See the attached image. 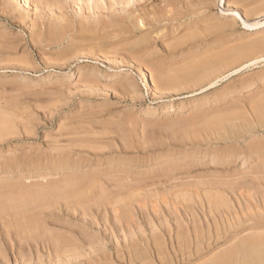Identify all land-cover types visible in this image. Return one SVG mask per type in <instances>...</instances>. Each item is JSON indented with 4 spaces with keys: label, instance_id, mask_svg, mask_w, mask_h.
Here are the masks:
<instances>
[{
    "label": "rangeland",
    "instance_id": "rangeland-1",
    "mask_svg": "<svg viewBox=\"0 0 264 264\" xmlns=\"http://www.w3.org/2000/svg\"><path fill=\"white\" fill-rule=\"evenodd\" d=\"M41 1L0 0V124L8 126L0 132V200L47 194L37 218L42 230L32 234L41 240L20 242L0 226V264H67L70 252L54 250L61 236L94 247L93 264L140 247L148 258L137 264H203L230 249L235 230L223 220L244 206L256 217V206L264 207V156L246 155L264 145V62L246 67L264 57V27L241 24L264 21V0ZM234 12L239 18L225 15ZM255 42L262 45L246 55ZM203 62L210 66L197 79L177 78ZM180 102L188 103L180 113L145 118ZM220 124L231 131L211 129ZM113 193L120 217L105 203ZM253 220L245 228L263 221ZM239 228L238 237L257 232ZM18 246L27 252L18 254Z\"/></svg>",
    "mask_w": 264,
    "mask_h": 264
},
{
    "label": "bare ground",
    "instance_id": "bare-ground-1",
    "mask_svg": "<svg viewBox=\"0 0 264 264\" xmlns=\"http://www.w3.org/2000/svg\"><path fill=\"white\" fill-rule=\"evenodd\" d=\"M2 1V0H1ZM15 1V0H14ZM13 0H7V4L8 5H10V4H12V2H14ZM16 1H18V0H16ZM24 1V0H23ZM37 1V5H39V4H41L42 3V1L41 0H36ZM53 1V0H52ZM60 1V0H59ZM68 1V0H67ZM80 0H78V2H79ZM98 1L99 0H86V2H88V3H92V4H97L98 3ZM115 1V0H114ZM130 1V0H129ZM135 1V0H134ZM165 1V0H164ZM169 1V0H168ZM211 1V0H210ZM222 1H224L225 2V0H217V3H221ZM259 1V0H258ZM61 2V1H60ZM102 2H103V0H102ZM120 2V1H119ZM122 2H123V0H122ZM207 2V1H206ZM23 3V2H22ZM28 3V2H27ZM33 3V2H32ZM74 3V2H73ZM80 3V2H79ZM104 3H106V2H104ZM114 3H116V2H114ZM130 3V2H129ZM6 4V5H7ZM16 4V3H15ZM81 4V3H80ZM118 4V3H117ZM128 4V3H127ZM126 4V5H127ZM53 5V4H52ZM56 5V4H55ZM70 5V4H69ZM94 5H93V7H94ZM106 5V4H105ZM211 5V4H210ZM41 6V5H40ZM50 6V5H49ZM58 6H59V4H58ZM72 6V5H71ZM77 7H78V4L76 5ZM80 6V5H79ZM89 6H90V4H89ZM197 6V5H196ZM9 7V6H8ZM13 7V6H12ZM15 7V6H14ZM241 7V6H240ZM54 8V7H53ZM107 8H108V6H107ZM201 8V7H200ZM39 9V8H38ZM42 9V8H41ZM46 9V8H45ZM44 9V10H45ZM49 9V8H48ZM57 9V8H56ZM79 9V8H78ZM77 9V10H78ZM85 9V8H84ZM100 9V8H99ZM104 9V8H103ZM178 9V8H177ZM176 9V10H177ZM184 9V8H183ZM228 10H229V8H227ZM244 9V8H243ZM33 10V9H32ZM54 10H55V8H54ZM105 10V9H104ZM43 11V10H42ZM59 11V10H58ZM86 11H87V9H86ZM89 11V10H88ZM105 11H107V10H105ZM126 11V10H125ZM203 11V10H202ZM226 11V10H225ZM17 12H19V11H17ZM66 12V11H65ZM74 12V11H73ZM3 13V12H2ZM76 13V12H75ZM168 13V12H167ZM182 13V12H181ZM208 13V12H207ZM237 13L238 12H234V13H231V14H226L225 13V15H230V16H232V18L233 19H237V18H239L238 17V15H237ZM20 14V13H19ZM19 14H17V15H19ZM56 14V13H55ZM64 14V13H63ZM195 14V13H194ZM51 15V14H50ZM60 15V14H59ZM66 15V14H65ZM78 15H80V14H78ZM183 15V14H182ZM14 16V15H13ZM25 16V15H24ZM45 16V15H44ZM52 16V15H51ZM68 16V15H67ZM70 16V15H69ZM105 16V15H104ZM110 16V15H109ZM180 16H181V14H180ZM186 16V15H185ZM47 17H49V15L47 16ZM54 17H56V16H54ZM113 17H116V16H113ZM177 17V16H176ZM186 17H188V16H186ZM13 18H16V16L15 17H13ZM32 18H33V16H32ZM41 18V17H40ZM60 18V17H59ZM65 18V17H64ZM66 18H69V17H66ZM87 18V17H86ZM105 18V17H104ZM51 19V18H50ZM241 19V18H240ZM52 20V19H51ZM65 20V19H64ZM70 20H73V18L72 19H70ZM97 20V19H96ZM141 20V19H140ZM41 21V20H40ZM45 21V20H44ZM90 21H91V19H90ZM98 21V20H97ZM109 21V20H108ZM24 22V21H23ZM42 22H43V20H42ZM41 22V23H42ZM54 22V21H53ZM96 22V21H95ZM231 22V21H230ZM61 23H63V22H61ZM67 23V22H66ZM70 23V22H69ZM83 23V22H82ZM111 23V22H110ZM114 23V22H113ZM131 23V22H130ZM46 24H47V21H46ZM59 24V23H58ZM57 24V25H58ZM70 24H72V23H70ZM77 24V23H76ZM76 24H74V25H76ZM79 24V23H78ZM119 24V23H118ZM126 24V23H125ZM241 24H242V26L247 30V31H253V30H256V29H261L262 27H264V21H260V20H258V21H256V22H247V20L245 19V18H243V20L241 19ZM32 25V24H31ZM30 25V26H31ZM44 25V24H43ZM56 25V24H55ZM54 25V26H55ZM103 25V24H102ZM117 25V24H116ZM229 25V24H228ZM120 26V25H119ZM31 27H33V26H31ZM57 27V26H56ZM55 27V28H56ZM63 27V26H62ZM69 27H70V25H69ZM85 27V26H84ZM87 27V26H86ZM35 28V27H34ZM33 28V29H34ZM36 28H37V26H36ZM75 28V27H74ZM78 28V27H77ZM116 28H118V27H116ZM125 28V27H124ZM210 28V27H209ZM31 29V28H30ZM63 29V28H62ZM68 29V28H67ZM76 29V28H75ZM74 29V30H75ZM84 29L85 28H83V32H85L84 31ZM126 29V28H125ZM37 30V29H36ZM91 30V29H90ZM114 30V29H113ZM106 31V30H105ZM45 32V31H44ZM70 32V31H69ZM73 32V31H72ZM91 32V31H90ZM101 32V31H100ZM104 32V31H103ZM116 32V31H115ZM33 33V32H32ZM47 33V32H46ZM55 33V32H54ZM78 33H80V32H78ZM77 33V34H78ZM81 33H82V31H81ZM87 33V32H86ZM89 33V32H88ZM87 33V34H88ZM69 34H72L71 32L69 33ZM68 34V35H69ZM75 34V33H74ZM90 34V33H89ZM193 34V33H192ZM37 35H38V33H37ZM49 35H50V33H49ZM211 35V34H210ZM71 36V35H70ZM35 37V36H34ZM44 37V36H43ZM46 37V36H45ZM58 37V36H57ZM66 37V36H65ZM72 37V36H71ZM105 37V36H104ZM55 38V37H54ZM192 38V37H191ZM52 39V38H51ZM106 39H108V37L106 38ZM150 39V38H149ZM226 39V38H225ZM257 39V38H256ZM263 39H264V37H263ZM36 40V39H35ZM54 40V39H53ZM53 40L51 41V42H53ZM219 40V39H218ZM60 41V40H59ZM63 41V40H62ZM66 41V40H65ZM68 41V40H67ZM200 41V40H199ZM75 42V41H74ZM77 42V41H76ZM102 42V41H101ZM103 42H106V41H104L103 40ZM79 43V42H78ZM172 43V42H171ZM170 43V44H171ZM51 44V43H50ZM61 44V43H60ZM82 44V43H81ZM106 44V43H105ZM118 44V43H117ZM116 44V45H117ZM119 44H120V42H119ZM118 44V45H119ZM215 44V43H214ZM52 45V44H51ZM54 45V44H53ZM96 45H99L98 43L96 44ZM101 45V44H100ZM104 45V44H103ZM108 45V44H107ZM115 45V44H114ZM137 45V44H136ZM182 45V44H181ZM260 45H262L260 42L259 43H256L255 42V44L254 45H251V46H249L248 48H246V51H245V54L247 55V54H251V53H254L255 51H257L258 50V48L260 47ZM37 46V45H36ZM49 46V45H48ZM87 46V45H86ZM233 46V45H232ZM94 47V46H93ZM111 47V46H110ZM62 48V47H61ZM66 48V47H65ZM73 48V47H72ZM71 48V49H72ZM130 48V47H129ZM88 49V48H87ZM131 49V48H130ZM66 50V49H65ZM71 51V50H70ZM74 51V50H73ZM143 51V50H142ZM89 52V51H88ZM93 52V51H92ZM107 52V51H106ZM243 52V51H242ZM136 53V52H135ZM223 53V52H222ZM221 53V54H222ZM256 53V52H255ZM153 54V53H152ZM201 54V53H200ZM88 55V54H87ZM127 55V54H126ZM183 55V54H182ZM228 55V54H227ZM150 56V55H149ZM217 56V55H216ZM96 57V56H95ZM124 57V56H123ZM141 57V56H140ZM151 57V56H150ZM54 58V57H53ZM127 58V57H126ZM139 58V57H138ZM143 58V57H142ZM149 58V57H148ZM193 58V57H192ZM207 58V57H206ZM218 58V57H217ZM229 58V57H228ZM233 58H234V56H233ZM141 58H139V60H140ZM145 59H146V57H145ZM150 59V58H149ZM188 59V58H187ZM194 59V58H193ZM219 59V58H218ZM130 60V59H129ZM138 60V59H137ZM153 60V59H152ZM252 60V59H251ZM30 61V60H29ZM146 61V60H145ZM213 61V60H212ZM220 61V60H219ZM239 61V60H238ZM124 62V61H123ZM150 61H148V63H149ZM261 63V62H264V57L262 56V57H260V58H258V59H254L253 61H250L247 65H246V67H253V68H258L259 66H257V64L258 63ZM29 63V62H28ZM209 63V62H208ZM208 63H206V62H203V63H198V64H195V65H193V66H190L189 68H186V69H183L181 72H179V73H175L176 74V76H177V78L179 79V80H183V79H186V78H192L193 80H195V79H197L199 76H201L202 75V73H203V71H204V69H205V67L208 65ZM235 63V62H234ZM145 64V63H144ZM226 64V63H225ZM216 65V64H215ZM169 66V65H168ZM208 66H210V65H208ZM212 66V65H211ZM224 66V65H223ZM263 66V65H262ZM151 67V66H150ZM176 68V67H175ZM219 68V67H218ZM217 68V69H218ZM207 69V68H206ZM208 70V69H207ZM234 71V70H233ZM69 73V72H68ZM152 73H154V72H152ZM160 74H161V72H160ZM163 74V73H162ZM174 74V73H173ZM156 75V74H155ZM162 76V75H161ZM58 77V76H57ZM163 78V77H162ZM55 79V78H54ZM57 79V78H56ZM165 79H166V76H165ZM176 79V78H175ZM202 79H203V76H202ZM170 80H172V77L170 78ZM192 80V81H193ZM242 80V79H241ZM159 81V80H158ZM257 80H255V82H256ZM259 81H261V79H259ZM54 82H55V80H54ZM144 82H145V84H147V85H150V81L148 80V78L146 77V74H145V76H144ZM173 82V81H172ZM248 82V81H247ZM261 82H264V79L261 81ZM171 83V82H170ZM244 83V82H243ZM197 84V83H196ZM247 84V83H246ZM255 84V83H254ZM179 85V84H178ZM182 85H184V84H182ZM186 85H188V84H186ZM199 85V84H198ZM257 85V84H256ZM260 85V84H259ZM124 86V85H123ZM249 86H251V84L249 85ZM58 87V86H57ZM252 87V86H251ZM244 88V87H243ZM248 88H250V87H248ZM155 89V88H154ZM234 89V88H233ZM246 89H247V87H246ZM155 91V90H154ZM208 98V97H207ZM212 98V97H211ZM203 99V98H202ZM195 101H196V99H194ZM204 100V99H203ZM206 100V99H205ZM200 101H201V99H200ZM264 101V100H263ZM185 102V101H184ZM262 102V101H261ZM206 103H207V101H206ZM256 103V102H255ZM188 103H179L178 105H174L175 107H169L168 108V110H166V111H159V113H156L155 111V113H149V112H147L146 113V116H145V118H151V117H154L156 114H167V116H173L174 114H177V113H180V112H182L183 110H185L186 108H187V105ZM197 104V103H196ZM195 104V105H196ZM249 104V103H248ZM203 105V104H202ZM170 106V105H169ZM205 106V105H204ZM261 106V105H260ZM164 108V107H163ZM257 108H258V106H257ZM155 110V109H154ZM163 110V109H162ZM149 111V110H148ZM153 111V110H152ZM9 112V111H8ZM28 114V113H27ZM227 114V113H226ZM210 115V114H209ZM233 115V114H232ZM176 116V115H175ZM198 118V117H197ZM217 118V117H216ZM229 119V118H228ZM219 121H221V120H219ZM232 121V120H231ZM195 122V121H194ZM227 122V121H226ZM262 122V121H261ZM216 123V122H215ZM5 125V123H3V125L2 124H0V132L2 131V130H6L7 129V127L8 126H4ZM194 125V124H193ZM206 125V124H205ZM221 126H211V129L213 128L214 130H216V131H222V130H224V131H231V130H229L230 128H228V127H230L228 124V126H222V124H220ZM232 126V125H231ZM233 127H235V126H233ZM240 127V126H239ZM256 127V126H255ZM228 128V129H227ZM248 128V127H247ZM234 129V128H233ZM239 129V128H238ZM248 129H250V128H248ZM248 129H246V132H247V130ZM12 130V129H11ZM192 130V129H191ZM213 130V131H214ZM237 130V129H236ZM240 130V129H239ZM253 130V129H252ZM257 130V129H256ZM204 131V130H203ZM212 131V130H211ZM238 131V130H237ZM245 131V130H244ZM215 132V131H214ZM233 132V131H232ZM245 132V133H246ZM256 132V131H255ZM224 133V132H223ZM29 134V133H28ZM83 134V133H82ZM111 134V133H110ZM221 134H222V132H221ZM229 134V133H228ZM236 133H231V136H232V138H234V137H236V136H234ZM255 134V133H254ZM253 134V135H254ZM193 135V134H192ZM223 135V134H222ZM225 135V134H224ZM223 135V137H225ZM244 135V134H243ZM257 135V134H256ZM226 136H228V135H226ZM247 136V135H246ZM127 137V136H126ZM222 137V138H223ZM238 137V136H237ZM71 138V137H70ZM188 138V137H187ZM221 138V139H222ZM228 138H229V136H228ZM242 138V137H241ZM76 139V138H75ZM191 139H192V137H191ZM231 139V138H230ZM243 139V138H242ZM198 140V139H197ZM223 140V139H222ZM225 140H229V139H225ZM264 140V139H263ZM56 141V140H55ZM85 141V140H84ZM255 141V140H254ZM207 142V141H206ZM249 145V144H248ZM251 145V144H250ZM232 146V145H231ZM59 147V146H58ZM69 147V146H68ZM233 149V148H232ZM246 149V148H245ZM74 150V149H73ZM94 150V149H93ZM204 150V149H203ZM242 150V149H241ZM243 150H244V148H243ZM42 152V151H41ZM246 152H248V153H246V155H247V158H249V159H252V158H254V157H256V156H259V157H262V156H264V145H262V146H260V145H257V144H255V145H252V146H250L249 147V149L246 151ZM163 153V152H162ZM239 153H241V152H239ZM243 154H244V151L242 152ZM221 154V153H220ZM243 154H240V155H243ZM22 155V154H21ZM31 155V154H30ZM62 155V154H61ZM69 155V154H68ZM71 155V154H70ZM181 155V154H180ZM57 156V155H56ZM209 156V155H208ZM70 157V156H69ZM162 157V156H161ZM16 158V157H15ZM58 158V157H57ZM215 158V157H214ZM220 158V157H219ZM226 158V157H225ZM246 158V157H245ZM257 158V157H256ZM263 158V157H262ZM66 159H67V157H66ZM69 159V158H68ZM238 159V158H237ZM72 160V159H71ZM228 160V159H227ZM253 160V159H252ZM29 161V160H28ZM166 161V160H165ZM169 161H170V159H169ZM217 161V160H216ZM251 161V160H250ZM258 161H259V159H258ZM13 162V161H12ZM27 162V161H26ZM55 162V161H54ZM110 162V161H109ZM108 162V163H109ZM247 162H249V161H247ZM246 162V163H247ZM256 162V161H255ZM149 163V162H148ZM165 163V162H164ZM171 163V162H170ZM214 163V162H213ZM262 163V162H261ZM29 164V163H28ZM34 164V163H33ZM263 164H264V162H263ZM111 165V164H110ZM9 166V165H8ZM49 166V165H48ZM88 166V165H87ZM250 166V165H249ZM253 166H254V164H253ZM18 167V166H17ZM260 167V166H259ZM54 168H55V165H54ZM96 168V167H95ZM109 168V167H108ZM127 170V169H126ZM111 171H113V170H111ZM26 172V171H25ZM101 172H102V169H101ZM141 172V171H140ZM27 173V172H26ZM69 173V172H68ZM112 173V172H111ZM4 174V173H3ZM45 174V173H44ZM246 174V173H245ZM250 174V173H249ZM7 175V174H6ZM79 175V174H78ZM95 175V174H94ZM256 175H258V174H256ZM262 174H260V176H261ZM42 176V175H41ZM259 176V175H258ZM23 177V176H22ZM142 177V176H141ZM147 177V176H146ZM171 177V176H170ZM242 177V176H241ZM255 177V176H254ZM253 177V178H254ZM34 178V177H33ZM95 178V177H94ZM121 178V177H120ZM220 178V177H219ZM231 178V177H230ZM229 178V179H230ZM264 178V177H263ZM127 179V178H126ZM3 180V179H2ZM256 180V179H255ZM47 181H48V179H47ZM164 181V180H163ZM173 181V180H172ZM221 181V180H220ZM264 181V180H263ZM1 182V181H0ZM126 182V181H125ZM170 182V181H169ZM200 182V181H199ZM206 182V181H205ZM95 183V182H94ZM127 183V182H126ZM147 183V182H146ZM93 184V183H92ZM102 184V183H101ZM165 184V183H164ZM207 184V183H206ZM94 185V184H93ZM97 185V184H96ZM121 185V184H120ZM202 185V184H201ZM227 185V184H226ZM10 186V185H9ZM98 186V185H97ZM110 186V185H109ZM113 186V185H112ZM153 186V185H152ZM197 186V185H196ZM43 187V186H42ZM91 187V186H90ZM89 187V188H90ZM94 187V186H93ZM99 187V186H98ZM120 187V186H119ZM143 187V186H142ZM210 187V186H209ZM216 187V186H215ZM17 188V187H16ZM45 188V187H44ZM43 188V189H44ZM54 188V187H53ZM61 188V187H60ZM85 188H86V186H85ZM88 188V187H87ZM114 188V187H113ZM122 188V187H121ZM135 188V187H134ZM195 188V187H194ZM197 188V187H196ZM199 188H201V186H199ZM48 189V188H47ZM84 189V188H83ZM99 189V188H98ZM118 189V188H117ZM120 189V188H119ZM131 189V188H130ZM133 189V188H132ZM143 189V188H142ZM147 189V188H146ZM20 190H22L23 191V188L22 189H20ZM78 190V189H77ZM85 190H87V189H85ZM97 190V189H96ZM96 190H94V191H96ZM101 190V189H100ZM191 190V189H190ZM197 190V189H196ZM214 190V189H213ZM237 190V189H236ZM242 190V189H241ZM71 191V190H70ZM88 191V190H87ZM86 191V192H87ZM117 191V190H116ZM132 191V190H131ZM203 191V190H202ZM238 191V190H237ZM243 191H245V193H246V195H245V197L247 198V199H249V197H250V194L248 193V191H246V190H244L243 189ZM57 192V191H56ZM66 192V191H65ZM80 191H76V192H74V193H71V192H67V193H65V195L64 196H70V194H71V196H70V198H74V197H77V196H79L80 195V193H79ZM99 192V191H98ZM115 192V191H114ZM118 192V191H117ZM141 192V191H140ZM167 192V191H166ZM182 192V191H181ZM184 192V191H183ZM199 192V191H198ZM27 193V192H26ZM52 193V192H51ZM94 193V192H93ZM154 193V192H153ZM179 193V192H178ZM186 193V192H185ZM244 194V192H240V194ZM262 193V192H261ZM22 194V193H21ZM84 194V193H83ZM103 194H104V192H103ZM130 194V193H129ZM132 194V193H131ZM157 195H158V193H156ZM172 194V193H171ZM183 194V193H182ZM232 194V193H231ZM24 195V194H23ZM26 195V194H25ZM98 195V194H97ZM101 195V194H100ZM110 195V196H109ZM109 195H107L108 197H106L105 198V203H107V205H111L112 207H113V210L115 211V214L117 215V217H120L119 216V213L117 212V208H116V206H115V203L116 202H118L117 201V198L120 196L118 193H113V194H109ZM127 195V194H126ZM150 195V194H149ZM161 195V194H160ZM159 195V196H160ZM86 196V195H85ZM123 196V195H122ZM144 196V195H143ZM211 196V195H210ZM10 197V196H9ZM28 197V196H27ZM53 197V196H52ZM84 197V196H83ZM105 197V196H104ZM130 197V196H129ZM137 197V196H136ZM28 198H31V199H27L26 198V196L23 198H19V200L18 201H14L13 199L12 200H10V199H6V200H0V226H1V229H3V230H5L8 234H10L9 232H15V235H16V238H17V240H19L20 242H24V243H27V242H31V240L33 239V240H35V241H37V240H39V238L40 237H38L39 235H40V233H37L35 236H33L32 234L33 233H35V232H37L36 230L37 229H41L42 230V226H40V222L39 221H37V218H38V216H39V213L41 212V211H43L42 209H43V206H44V204H45V202H46V198H47V194H43V193H40V194H38L37 196H34L33 195V197H28ZM55 198V197H54ZM82 198V197H81ZM85 198V197H84ZM124 198V197H123ZM123 198H121V199H123ZM126 198V197H125ZM128 198V197H127ZM203 198V197H202ZM206 198V197H205ZM217 198V197H216ZM251 198V197H250ZM27 199V200H26ZM119 199V198H118ZM130 199V198H129ZM165 199V198H164ZM263 199V198H262ZM75 200V199H74ZM85 200V199H84ZM101 200V199H100ZM166 200V199H165ZM189 200V199H188ZM208 200V199H207ZM252 200V199H251ZM25 201H28V202H26L25 203ZM82 201V200H81ZM93 201V200H92ZM126 201H127V199H126ZM173 201V200H172ZM200 201V200H199ZM216 201H218V200H216ZM234 201V200H233ZM250 201V200H249ZM49 202V201H48ZM54 201H52V203H53ZM76 202V201H75ZM138 202V201H137ZM220 201H218V203H219ZM235 202V201H234ZM263 202H264V200H263ZM77 203V202H76ZM80 203V202H79ZM119 203L121 204V202L119 201ZM118 203V204H119ZM129 203V202H128ZM215 203V202H214ZM217 203V204H218ZM225 203V202H224ZM242 203V202H241ZM85 204V203H84ZM101 204V203H100ZM117 204V205H118ZM141 204V203H140ZM139 204V205H140ZM149 204H151V203H149ZM164 204V203H163ZM49 205V204H48ZM75 205V204H74ZM90 205V204H89ZM122 205H123V203H122ZM129 204H127V206H128ZM138 205V204H137ZM100 206V205H99ZM126 206V205H125ZM124 206V207H125ZM156 206V205H155ZM79 207V206H78ZM86 207V206H85ZM91 207V206H90ZM104 207V206H103ZM107 207H110V206H107ZM106 207V208H107ZM120 207H123V206H120ZM144 207V206H143ZM255 207V206H254ZM253 207V208H254ZM69 208V207H68ZM119 208V207H118ZM179 208V207H178ZM181 208V207H180ZM47 209H49V208H47ZM122 209V208H121ZM124 209H126V208H124ZM208 209V208H207ZM223 209V208H222ZM54 210V209H53ZM89 209H87L86 211H88ZM96 210V209H95ZM108 210V209H107ZM107 210H106V212H107ZM128 210V209H127ZM126 210V211H127ZM211 210V209H210ZM221 210V209H220ZM261 211V209H259V207H257L256 206V208H255V211L257 212V215H256V217H254L255 216V213H254V215H252V216H250V217H248L250 214H251V212L252 211H254V209H252L250 206H244V207H242V208H240V210H238L239 212H232L233 214H231V216H230V219H225V220H223L224 221V223L226 222V220H227V222H228V225L226 226V227H228V228H224V229H226V230H229V231H232V230H235L234 231V233H230V235H229V239H231V241H234V240H236V242L232 245V246H230V249H228V248H226V250L222 253V254H217L216 256H214V257H212L211 259H209L207 262H205V263H203V264H264V216L262 215V214H264V207H263V211ZM51 211V210H50ZM97 211V210H96ZM114 211H112V213L114 212ZM121 211V210H120ZM125 211V212H126ZM91 212V211H90ZM95 212V211H94ZM94 212H92V213H94ZM124 212V211H123ZM128 212V211H127ZM102 213V212H101ZM130 213V212H129ZM205 213V212H204ZM219 213V212H218ZM114 214V213H113ZM122 214V213H121ZM120 214V215H121ZM146 214V213H145ZM52 215V214H51ZM57 215V214H56ZM129 215H131V214H128L127 216H129ZM225 215V214H224ZM41 216H42V214H41ZM93 216H95L94 214H93ZM112 217H113V215H112ZM131 217V216H130ZM207 217V216H206ZM116 218V217H115ZM224 218V217H223ZM227 218H229V217H227ZM254 218H256V219H263V221L262 222H260L259 224H256V226H254V227H249V228H245V226H246V224L248 223V222H251V219L253 220ZM42 219H43V216H42ZM113 219V218H112ZM118 219V218H117ZM119 219H121V218H119ZM183 219V218H182ZM46 220V219H45ZM124 220V219H123ZM122 220V221H123ZM220 220V219H219ZM228 220H230V221H228ZM41 221V220H40ZM94 221V220H93ZM222 221V220H221ZM124 222V221H123ZM252 222H258L257 220L256 221H252ZM202 223V222H201ZM58 224V223H57ZM96 224V223H95ZM210 224V223H209ZM212 224V223H211ZM216 224V223H215ZM255 224V223H254ZM125 225V224H124ZM214 225V224H213ZM220 225H221V223H220ZM224 225V224H223ZM222 225V226H223ZM249 226H250V224H248ZM44 226V225H43ZM121 226V225H120ZM119 226V227H120ZM128 226V225H127ZM111 227H113V226H111ZM115 227H117V226H115ZM125 227V226H124ZM124 227H123V229H124ZM218 227V226H217ZM238 227H243L246 231L248 230V231H250V230H252V229H255V231H257V232H255V233H252V234H248V235H246V236H240V237H238L239 235H241V233L242 232H244V231H242V232H237L236 230H240V228L239 229H237ZM114 228V227H113ZM118 228V227H117ZM120 228H122V227H120ZM207 228V227H206ZM219 228V227H218ZM218 228H216V230H218L219 231V229ZM0 229V230H1ZM49 229V228H48ZM74 229V228H73ZM119 229V228H118ZM122 229V230H123ZM243 230V229H242ZM76 231V230H75ZM118 231V230H117ZM120 231V230H119ZM258 231H261L260 233L258 232ZM1 232V231H0ZM3 232V231H2ZM38 232H40V231H38ZM217 232V231H216ZM42 233V232H41ZM124 233V232H123ZM176 233V232H175ZM220 233V232H219ZM1 234V233H0ZM3 234V233H2ZM88 234V233H87ZM165 234V233H164ZM12 235V234H11ZM43 235V234H42ZM64 235V234H63ZM2 236V235H1ZM9 236V235H8ZM193 236V235H192ZM209 236V235H208ZM12 237V236H11ZM197 237V236H196ZM238 237V238H237ZM9 239H10V237H8ZM14 238V237H13ZM60 238V237H59ZM61 238H62V236H61ZM60 238V240H61V242L63 243L62 244V246L60 247V248H56V249H54V250H56V252L59 254V253H64L65 254V252H70V255L69 256H72V259H69L68 261H66L67 262V264L69 263V262H71V263H75V264H93V262H95V261H93L92 260V258H93V256L92 255H95V252H96V250H95V248L94 247H87V248H85V247H83V246H81L80 245V243L79 244H77V241H76V243L74 242H72V241H70L69 239H66V238H64V239H61ZM72 238V237H71ZM2 239V238H1ZM80 239V238H79ZM79 239H78V241H79ZM196 239V238H195ZM40 240H41V238H40ZM227 240V239H226ZM2 241H4V240H2ZM10 241V240H9ZM142 241V240H141ZM182 241V240H181ZM1 242V241H0ZM5 242V241H4ZM17 242V241H16ZM15 242V244L13 243V244H11V247H14L15 248V245H16V247H17V244H18V242L16 243ZM40 242V241H39ZM82 242V241H81ZM123 242V241H122ZM196 242V241H195ZM218 242V241H217ZM222 242V241H221ZM12 243V242H11ZM40 243H42V242H40ZM142 243H144V242H142ZM175 243V242H174ZM185 243V242H184ZM200 243V242H199ZM223 243V242H222ZM4 244V243H3ZM31 244V243H30ZM44 244V243H43ZM60 244V243H59ZM94 244V243H93ZM121 244V243H120ZM147 244V243H146ZM1 245H2V243H1ZM21 245V244H20ZM83 245V244H82ZM92 245V244H91ZM207 245V244H206ZM28 246H29V243H28ZM31 246V245H30ZM37 246V245H36ZM39 246V245H38ZM51 246H53V245H51ZM117 246V245H116ZM137 246V245H136ZM148 246V245H147ZM153 246V245H152ZM222 246V245H221ZM19 247V246H18ZM27 247V246H26ZM32 247V246H31ZM42 247H43V245H42ZM97 247V246H96ZM135 247V246H134ZM133 247V248H134ZM140 247V246H139ZM144 247V246H143ZM156 247H158V246H156ZM183 247H185L184 245H183ZM208 247V246H207ZM220 247V246H219ZM218 247V248H219ZM3 248V247H2ZM30 248V247H29ZM28 248V249H29ZM116 248V247H115ZM136 248V247H135ZM4 249V248H3ZM3 249H1V250H3ZM40 249V248H39ZM119 249H121V248H119ZM146 248H141L140 247V249H134V250H131L130 252H128V254H125V255H127V259L126 258H124L123 257V252H121V250H116V253L114 254V255H112V256H114V257H112V259L110 258L111 257V255L109 256V255H104L103 256V262H101L102 264H115L116 262H127V264H137L138 263V261H141V260H145L146 258H148L147 257V255H148V252H147V249L145 250ZM193 249V248H192ZM6 250H7V248H6ZM12 250V249H11ZM14 250V249H13ZM16 251V250H15ZM15 251H12V252H15ZM17 251H18V254H20V253H22V252H24V251H26L27 252V250H25L23 247H19V248H17ZM104 251V250H103ZM113 251V250H112ZM115 251V250H114ZM125 251V250H124ZM211 251V250H210ZM216 251V250H215ZM12 252H11V254H12ZM29 252H31L30 250H29ZM38 252V250L36 251V253ZM98 252V251H97ZM110 252V251H109ZM121 252V253H120ZM150 252V251H149ZM4 253V252H3ZM5 253H7V252H5ZM38 253H40V252H38ZM155 253V252H154ZM210 253V252H209ZM30 254H32V253H30ZM103 254H104V252H103ZM111 254V253H110ZM182 254H183V252H182ZM24 255V254H23ZM33 255V254H32ZM35 255V254H34ZM101 255H102V253H101ZM173 255V254H172ZM96 256V255H95ZM152 258V257H151ZM202 258H204V257H202ZM208 258V257H207ZM99 259V258H98ZM126 259V260H125ZM166 259V258H165ZM64 260V259H63ZM96 260V259H95ZM101 260V259H100ZM151 260V259H150ZM196 260V259H195ZM200 260V259H199ZM203 260V259H202ZM202 260H200V261H202ZM2 262V261H1ZM24 263V262H23ZM181 263V262H180ZM33 264V263H32ZM66 264V263H65ZM95 264V263H94ZM97 264V263H96ZM120 264V263H119ZM192 264V263H191Z\"/></svg>",
    "mask_w": 264,
    "mask_h": 264
}]
</instances>
